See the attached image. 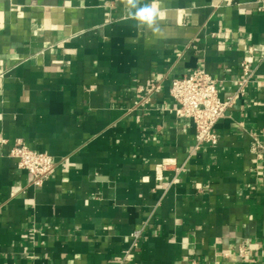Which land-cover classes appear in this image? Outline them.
I'll return each instance as SVG.
<instances>
[{"label": "crops", "instance_id": "1", "mask_svg": "<svg viewBox=\"0 0 264 264\" xmlns=\"http://www.w3.org/2000/svg\"><path fill=\"white\" fill-rule=\"evenodd\" d=\"M156 3L158 33L124 0H0V264H264V53L216 144L170 94L198 67L234 94L264 1ZM18 140L57 162L40 188Z\"/></svg>", "mask_w": 264, "mask_h": 264}, {"label": "built area", "instance_id": "2", "mask_svg": "<svg viewBox=\"0 0 264 264\" xmlns=\"http://www.w3.org/2000/svg\"><path fill=\"white\" fill-rule=\"evenodd\" d=\"M262 1L264 0H258V2ZM244 52L240 63L242 77L237 81L234 94L221 96L216 80L202 67L196 68L183 77L175 78L171 83L170 94L176 105V114L181 119L193 121L199 144L218 142V134L215 130L217 122L226 115L237 98L247 94L249 84L255 74L254 63L258 57L263 55L264 46L248 45ZM158 90V83H151L148 88L140 87L138 91L145 92L140 104L148 103L151 94ZM0 142L5 143L6 140L0 138ZM263 148L262 142H255L254 149L257 156L260 157ZM9 155L17 160L20 168L31 174L30 184L36 188L42 187L51 178L57 166L51 154L33 150L21 140H18L11 148ZM140 233L141 230H136L133 236L138 238ZM240 256L248 259V251L242 248Z\"/></svg>", "mask_w": 264, "mask_h": 264}, {"label": "clouds", "instance_id": "3", "mask_svg": "<svg viewBox=\"0 0 264 264\" xmlns=\"http://www.w3.org/2000/svg\"><path fill=\"white\" fill-rule=\"evenodd\" d=\"M127 8L131 9L129 18L135 22L138 29H148L154 33L160 31V20L163 19L162 11L158 7L156 0H124Z\"/></svg>", "mask_w": 264, "mask_h": 264}]
</instances>
